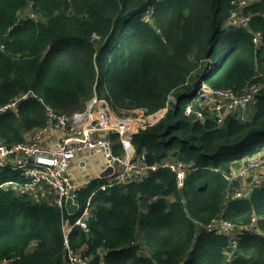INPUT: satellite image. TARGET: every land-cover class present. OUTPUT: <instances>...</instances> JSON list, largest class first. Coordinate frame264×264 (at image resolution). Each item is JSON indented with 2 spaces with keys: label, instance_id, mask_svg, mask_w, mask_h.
<instances>
[{
  "label": "trees",
  "instance_id": "trees-1",
  "mask_svg": "<svg viewBox=\"0 0 264 264\" xmlns=\"http://www.w3.org/2000/svg\"><path fill=\"white\" fill-rule=\"evenodd\" d=\"M235 1L0 0V108L29 94L18 112L0 114V141H27L45 127L48 109L73 115L96 97L119 115H153L173 94L166 117L135 131L132 145L150 165L169 159L193 168L182 189L169 169L124 184L93 180L76 194L75 212L47 203L53 196L35 203L0 188L1 260L65 264L72 250L89 264H264V183L248 179L250 197L233 199L240 183L225 179L264 152V0L244 10L262 34L258 47L248 31L226 28ZM201 80L238 95L254 83L262 90L245 121L229 114L218 125L210 113L193 121L186 107ZM9 181L21 186L0 169V186ZM88 200L84 229L76 221ZM220 219L231 234L205 228Z\"/></svg>",
  "mask_w": 264,
  "mask_h": 264
},
{
  "label": "built area",
  "instance_id": "built-area-1",
  "mask_svg": "<svg viewBox=\"0 0 264 264\" xmlns=\"http://www.w3.org/2000/svg\"><path fill=\"white\" fill-rule=\"evenodd\" d=\"M261 0H236V9L233 10L226 28L234 27L240 30L248 31L253 36V43L257 47L262 43L261 32L254 31L251 28L252 17L245 15L246 7L260 2ZM264 18V11L261 13ZM36 21L37 18L32 16ZM262 87L259 84L248 85L241 94H236L229 90L215 91L208 87L203 80L200 81L197 89L198 97L193 98L186 107V114L193 121H204L207 119L206 102L210 99L214 104L217 103L214 116L217 118V124L223 125L228 115L222 114V110L231 114H239L242 120L249 117L250 107L255 97L261 92ZM195 91L191 94L194 95ZM29 94L16 98L11 103L0 108V114L17 111L19 103L27 99ZM219 101V102H217ZM170 103H177V98L171 94L166 107L153 115H147L142 112L122 116L111 109L105 108L96 97L92 98L86 108L73 115L57 113L51 109L47 110V127L36 130L30 135V140L7 145L0 141V169H8L21 182L17 190L20 195H29L34 188L48 189L54 197L50 204H56L61 209H71L72 212L79 211L80 205L77 203V192L86 186L77 187L70 177V170L76 159L83 154L89 153L92 156H100L114 167L115 172L110 175V184H124L134 181H141L148 178L152 173L161 169L171 170L177 178V185L182 189L185 181L193 169L177 160H164L163 162L150 165L143 156H136L132 145V136L135 131L153 127L166 117ZM227 106V107H226ZM226 107V108H225ZM50 126L58 129L61 137L55 139L50 145L42 144V140L49 133ZM111 135H118L124 152L117 154L115 146L110 139ZM109 136V138H108ZM256 157V156H255ZM260 175L264 176V157L255 159H245L241 166L235 171L233 176H225L228 183L233 186L234 183H240V187L233 192V199H247L251 195L252 183L257 186ZM253 176V182L250 185L248 179ZM264 179V178H263ZM15 182H8L2 187L5 190H13L12 185ZM255 187V186H254ZM103 188H106L104 186ZM75 193V195H74ZM91 214V201L88 200L82 212V215L76 221V225L87 229L86 219ZM256 224L253 218L247 228L255 230ZM69 231L72 227L67 225ZM208 231L217 234H231L234 226L229 222L220 219L213 221L205 227ZM88 249V246L85 247ZM85 249V250H86ZM90 258L85 257L83 253H76L68 250L65 264H89ZM0 264H8L6 259L1 260Z\"/></svg>",
  "mask_w": 264,
  "mask_h": 264
},
{
  "label": "crops",
  "instance_id": "crops-1",
  "mask_svg": "<svg viewBox=\"0 0 264 264\" xmlns=\"http://www.w3.org/2000/svg\"><path fill=\"white\" fill-rule=\"evenodd\" d=\"M13 112H18V109L17 111H13ZM121 115L126 116L125 114H121ZM47 121H48V118H47ZM47 125L48 124L46 123L45 127H47ZM49 130H50L49 133H47L46 137H44V139L42 140V144L44 145H50L55 141V139H57L58 137H61V133L58 129L56 128L53 129L50 126ZM27 140H30V138H28ZM112 142L114 146L116 145L120 146L119 151H117L118 152L117 154H121L122 152H124L122 149V145H121V141L119 137L116 143H114V141ZM133 149L136 155L135 148L133 147ZM114 172H115L114 167L110 164L109 161H107V159L100 157V156H92L89 153H87V154L80 155L76 159V161L73 163L71 170H70V177L73 183L76 184L77 187H79V186H87L89 185L91 181L97 180V179H106L107 181H109L107 178H109L110 175H112ZM12 186L14 190L19 189V186H17L16 184ZM35 191L41 192L42 194L41 196H44V199L49 196H52V194L48 191V189H40V188L32 189V193H35ZM76 192L78 193V191H75V193ZM70 209H71V205H70L69 210Z\"/></svg>",
  "mask_w": 264,
  "mask_h": 264
},
{
  "label": "rangeland",
  "instance_id": "rangeland-1",
  "mask_svg": "<svg viewBox=\"0 0 264 264\" xmlns=\"http://www.w3.org/2000/svg\"><path fill=\"white\" fill-rule=\"evenodd\" d=\"M31 11V9H29L27 12H26V14H29V12ZM31 14V13H30ZM31 15H33V16H35L34 14H31ZM38 15V14H37ZM23 17H25V18H27L28 17V15H26V16H24V15H22ZM22 16H21V18H22ZM39 17H41L40 15H38ZM35 17H37V16H35ZM25 18H23V19H25ZM41 20H44L42 17H41ZM218 55H219V49H217V52H216V54H215V56H214V58H216V57H218ZM212 101H214L213 99H210L209 101H207L206 102V110H207V112L208 113H210L211 115H213L214 116V113H215V110H216V108H217V105H219V104H217V103H213ZM217 102H219V101H217ZM252 106V105H251ZM227 107V106H226ZM225 107V108H226ZM250 109H251V107H250ZM222 112V114H225V115H229L230 113H228V112H226V110L224 109V110H222L221 111ZM120 113H121V111H120ZM131 113V111H125L124 110V112L122 113V114H125V115H128V114H130ZM118 114V113H117ZM205 121V120H204ZM256 156V157H255ZM255 156H253V157H251V159H255V158H262V157H264V152L263 153H260V154H257V155H255ZM261 177H259V182H261V181H263V183H264V176H262V175H260ZM256 177L255 176H253L251 179H255ZM30 195V198L35 202V203H42V202H45V200H46V198L44 199V196H41L42 194H41V192H36L35 191V193H32V190H31V194H29ZM49 202H51V201H47V203H49Z\"/></svg>",
  "mask_w": 264,
  "mask_h": 264
},
{
  "label": "clouds",
  "instance_id": "clouds-1",
  "mask_svg": "<svg viewBox=\"0 0 264 264\" xmlns=\"http://www.w3.org/2000/svg\"><path fill=\"white\" fill-rule=\"evenodd\" d=\"M28 15L31 16V17H29V18L33 19L36 23H38V21H39V18H38V17H36V18H37V21H36V20L32 17L33 15H31V14H28ZM34 17H35V16H34ZM25 20H28V19H25ZM0 49L3 50V47L1 46ZM246 159H250V158H246ZM244 160H245V159H244ZM107 179L109 180L110 178H107ZM105 180H106V179H105ZM9 182H12V181H9ZM7 183H8V182H7ZM5 184H6V183H5ZM3 185H4V184H3ZM3 185H1L0 188H3V187H2ZM184 186H185V185H184ZM3 189H4V188H3ZM6 191H7V190H6ZM230 192H231V191H230ZM103 264H104V263H103Z\"/></svg>",
  "mask_w": 264,
  "mask_h": 264
}]
</instances>
